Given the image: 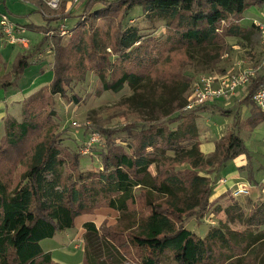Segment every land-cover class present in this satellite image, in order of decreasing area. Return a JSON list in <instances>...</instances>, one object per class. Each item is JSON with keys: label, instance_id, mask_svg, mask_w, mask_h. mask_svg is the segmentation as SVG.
<instances>
[{"label": "trees", "instance_id": "1", "mask_svg": "<svg viewBox=\"0 0 264 264\" xmlns=\"http://www.w3.org/2000/svg\"><path fill=\"white\" fill-rule=\"evenodd\" d=\"M262 5L264 0H86L70 40L64 44L60 37L50 39V83L25 100L20 122L10 117L4 121L0 264H60L44 252L41 242L72 229L76 218L99 208L118 212L120 219L110 227L83 224V264H124L131 258L134 264H161L166 253L175 264H264V229L254 230L264 226V203L252 207L241 231L219 223L202 237L184 225L192 218L199 224L212 206L214 182L202 172L217 174L244 156L246 165L239 172L260 188L252 156L235 131L226 133L211 155L201 152L195 120L209 105L185 110L184 95L192 80L186 67L215 70L231 49L227 38L240 39L247 48L257 45L258 28H242L240 22L248 7ZM136 8L145 23H163L164 38L143 34L129 21ZM53 14L43 18L42 40L18 54L10 72L0 77V88L16 86L37 63L48 33L74 17ZM2 64L0 55V68ZM88 73L98 77L106 92L128 87L133 94L122 106L139 114L123 126L98 128L94 133L104 139L100 169L82 171L79 152L70 155L61 147L55 98L78 104L80 98L68 95L67 89L84 82ZM263 85L264 75L252 80L237 103L252 105L243 125L247 131L264 123V112L252 104ZM215 109L224 117L231 113ZM236 122L235 117L233 128ZM118 135L125 137L117 142ZM16 164L21 168L12 178ZM183 165L189 168L178 170ZM242 210L231 201L227 221L241 222Z\"/></svg>", "mask_w": 264, "mask_h": 264}, {"label": "rangeland", "instance_id": "2", "mask_svg": "<svg viewBox=\"0 0 264 264\" xmlns=\"http://www.w3.org/2000/svg\"><path fill=\"white\" fill-rule=\"evenodd\" d=\"M113 1V0H108ZM64 10H66L65 7H63ZM45 14H47L49 17L53 16V12L51 13L50 10L47 8L43 11ZM69 13V11H67ZM72 13V14H71ZM66 12L61 11L55 13V15H62L64 16ZM70 15L74 16L72 18H68V22L61 21L59 24H65L70 28V36H57L56 33L52 37H60L63 40V43L66 44L71 36V31L73 30L78 15L80 14L79 7H75L74 11L69 13ZM74 14V15H73ZM140 9L136 8L133 10L132 14L130 15L129 23H132L133 25L140 26L141 31L143 34H152L155 37L164 38L165 37V30L163 27L162 22H155L153 26L145 23L143 19L140 18ZM263 16V18H262ZM35 18V17H33ZM38 19L35 18V20ZM255 19H261L264 21V5L261 7L258 6H250L248 7L243 15L240 22V25L242 28H247L251 26L253 20ZM40 20V19H39ZM37 21V20H36ZM38 22V21H37ZM43 22V21H42ZM39 23V22H38ZM261 23V22H260ZM58 28V27H57ZM56 28V32H57ZM41 27L39 28V30ZM41 32V31H40ZM32 32H30L31 34ZM43 36L42 34H37L35 38L31 36H27V40L29 42V47H32L39 43L42 40ZM51 37H48V41L50 42ZM226 44L231 48L230 51L222 56L221 61L213 70L212 72L206 71L202 72L200 71L196 66H188L186 67L185 74L189 76L192 80L190 83V87L192 84L200 77L206 74H223L227 75L229 73H236L241 68H246L251 66L253 63L257 62L260 59V45L259 42L257 45L253 48H247L245 43L241 41L240 39L236 38H227L225 40ZM51 51V53L49 52ZM109 52V50H107ZM24 50L16 53L22 54ZM16 55V56H17ZM43 55L46 56L45 61L42 60V62H45V69H51L49 72L50 79H52V62L53 60V51L51 48L48 50L46 49L43 52ZM15 56V57H16ZM15 59V58H14ZM13 59V61H14ZM13 61L11 62V67L13 64ZM34 65V64H33ZM1 71V69H0ZM7 75V74H6ZM0 74V77L6 76ZM32 80V78L30 79ZM27 81L26 79L22 80L21 82H17V85L13 88L2 89L0 88V102L8 97L11 94H14L18 90H23L26 88L27 84L25 83ZM19 83V84H18ZM50 83V81L48 82ZM33 84V83H32ZM45 85L43 84L38 86V90ZM247 89V88H246ZM37 90V91H38ZM35 90H32L33 95ZM36 91V92H37ZM68 95L76 94L80 100L78 104L74 103H68L64 99H61L59 97L55 98V112L57 114V117L54 119V122L57 127V131L61 132L60 135V144L61 147L64 150H67L69 154L79 152V156L81 158V170L82 171H89V170H99L100 169V158L98 156V153L100 150L104 147V139L101 137V140L99 143H94L92 145H89V140L92 134L90 132H97L96 130L98 128H106V129H114L120 126H123L128 121L135 120L137 118V112H132V110H126L124 108L123 102L126 98L132 96V91L125 87L121 92L119 93H111L106 92L102 88V84L99 81L98 77L93 73H88L86 75L85 81L82 83H78L73 86V89H67ZM189 91V90H188ZM185 93V97L190 95V92ZM8 92V93H7ZM246 92V90H245ZM188 93V94H187ZM142 94V93H141ZM144 94L147 93H143ZM8 95V96H6ZM30 95V96H31ZM245 93L238 94L237 96H233L230 98L227 103H225L224 106H220L225 110L231 109V113L228 116V118L217 114V117L212 118V116L208 117V111H210L211 108H207L205 111L198 112L197 118L195 120L196 127L198 130V137L205 148V152H208V138L214 137L218 138L219 134L218 132L220 130L225 131L227 128L228 122L231 120H234L236 117V129H240L244 131L243 124L245 118H250L252 105H242L239 106L237 103L244 98ZM29 96V97H30ZM27 97V98H29ZM25 98L22 102H16V109H14L13 113H11V116L7 115V117L15 119L17 122L21 121V107L25 100ZM21 105V106H20ZM209 109V110H208ZM5 111V110H4ZM146 112V110H143ZM8 113L7 111L4 112L6 115ZM141 116V114H140ZM6 117V118H7ZM5 118V119H6ZM9 118V119H10ZM226 118V119H225ZM208 120H212L211 124L208 123ZM239 121H242V124L239 127ZM239 127V128H238ZM88 128V129H87ZM226 131L225 133H227ZM237 132V131H236ZM91 134V135H90ZM97 134V133H96ZM4 135V125H0V136ZM241 136L244 138V141L246 142V145L249 149H251L254 153L260 152L264 150V123L260 124L252 134V138L248 140V135L242 133ZM1 137V138H2ZM125 136L124 135H118L117 136V142L122 140ZM0 138V139H1ZM263 141L262 142L260 141ZM82 146V148H80ZM93 147V148H92ZM92 148V154H90V149ZM208 156V154L206 155ZM254 161L259 158L257 155L252 156ZM232 165V163L230 164ZM21 168L20 164H16L15 168L12 169L11 177L14 178L17 171H19ZM185 168H189L187 165H183L179 167L178 170H183ZM223 176L226 175V172L221 171L220 172ZM202 176L208 177L209 175L205 172L200 173ZM211 175V174H210ZM222 176H215L211 175L209 178L214 182V190L213 194L210 198V202H212V206L210 207L209 211L205 214L204 218L201 220L199 224L196 223L195 219L192 218L188 221H186L185 228L195 232L196 234L200 236H205L207 231L211 228H215L219 225V223H227L231 230L234 231H241L246 229L247 222L246 218L248 217V214H250L252 207V202H247L246 200L241 202L240 204L244 206L242 208L243 213V220L241 222L235 221L233 223H229L227 221V216L224 214V216L220 215V212L214 213L212 212L216 208H223L225 209L226 206H228L231 201L229 200L230 195L228 192V195L224 193L223 196L212 200V198L217 194V191H223L227 190L229 191L228 187H226V179L221 178ZM236 188V186H235ZM234 188V189H235ZM233 189V190H234ZM239 188L235 189L232 193L235 195L234 197L236 199L239 198L237 194ZM244 190V189H243ZM264 195V194H263ZM241 199V198H239ZM261 201L259 200V203ZM258 203V202H257ZM249 204V205H248ZM242 206V207H243ZM83 216H90V219L95 224L97 228H100L103 224L106 227L114 226L117 224V222L120 219V214L112 209L109 208H99L94 210V212L90 215H83ZM80 216V217H83ZM223 218V219H222ZM80 221L82 219H79ZM80 221L77 220L76 225L70 229L65 230L62 233L57 234L53 239H48L43 242H41V247L44 250V252H52V258L54 261L59 262L60 264H83V239L82 235L84 233V229L82 226H80ZM264 226L260 229H254L255 231L263 230ZM134 260L128 259L124 262V264H134ZM161 264H175L173 260L170 257L169 253H166L164 255L163 260Z\"/></svg>", "mask_w": 264, "mask_h": 264}, {"label": "crops", "instance_id": "3", "mask_svg": "<svg viewBox=\"0 0 264 264\" xmlns=\"http://www.w3.org/2000/svg\"><path fill=\"white\" fill-rule=\"evenodd\" d=\"M73 1L74 0H62L60 10H61V8L65 7L66 10L64 12L68 13L67 11H69V13H70V11L71 12L74 11L75 7H79V9L81 11V8H82L84 2H79V3L75 4V3H73ZM44 9H46V7L44 6L43 2H41L40 0H0V16L3 14H6L9 18L10 22L17 27V30L20 34L19 37L24 38L27 42H28L27 36H31V37L35 38L37 34H40L39 28L42 26H45L46 23L43 19L44 17L42 16V12L44 11ZM33 17H35V18L38 17V19H36V20L39 23ZM262 18H263V16H262ZM68 20L69 19H65L64 22L66 23V22H68ZM254 21H256L258 23H260V22L264 23V21L261 19H255V20H253V22ZM30 32H32V33L30 34ZM49 43L50 42H48L47 45L42 47L40 53L37 56V63L34 65H31L24 72L23 76L19 79V82H21L24 79L27 80V81H25V83L27 84V86H25L26 88H24L23 90H18L17 92H15L14 94H11L9 96L6 95L8 97L4 98L0 102V125L1 126L4 125V121H5V118L7 117V115L11 116V113H13L14 109H16V107H18L16 105V102H21V100L23 102V100L25 98L29 97L32 94L31 93L32 90H35L34 92H36L38 90L37 89L38 86L43 85V84H49L48 82L51 81L50 76H49V74H50L49 71L51 69L46 70L45 69V62H42V60L45 61V58H46V56L43 55V52L46 49L48 50L50 48ZM28 48H29V42H28L27 46H24V45L16 43V42H9L8 39L0 31V55H1V58L3 60V64L1 65V68H0L1 69L0 74H2V75L8 74L11 70V62L13 61L15 56L17 55L16 53L20 52L21 50L25 51ZM49 52L51 53V51H49ZM51 62H52V60H51ZM31 78H32V80H30ZM7 90H9V89H7ZM208 105H209L208 108H211L210 111H208V117L212 116V118H214V117H217V114H219L217 112V110L215 109V107L217 108L220 106H224L225 103H223L221 101H217L215 103H211ZM220 108H222V107H220ZM4 110L8 112V113H6V115L4 114V112H5ZM226 118L229 119L228 116ZM247 120H248V118L244 119L245 122ZM211 122H212V120H208V123L211 124ZM238 124L240 127V125L242 124V121H239ZM243 129H244V126H243ZM255 129L252 131H247L246 129H244V131H242L240 129L237 130L236 128H233V120H231L230 122H228L227 128L225 129V131L220 130L218 132V134H219L218 138H214V137L208 138V152L207 153L205 152L206 150L203 147V145L202 144L200 145L201 152L204 155L208 154V156H209L215 151L217 142L226 134L225 133L226 131H228V132H231V131L236 132L237 131L236 132L237 135L240 137V139H242V141L244 142V144L247 147L251 156H253L254 154L256 156L257 155L259 156V158L256 159L255 161L252 157V164H253V169H254L255 181L260 185V188H256L254 186H251L246 179V173L245 172H239V168L246 165V158L244 156H239L235 160L226 163L219 170V172L217 174H213L215 176L221 175L222 176L221 178L226 179L227 183H225V184H226V187H228L229 191H227V190L217 191L216 192L217 194H215V196L212 198V200H215V199L223 196L224 193H226V192H227L226 194L228 195V192H229V195H230L229 200L237 202L239 204V206H241V207L243 205H241L240 203L245 201V200L247 202H252L251 207H253L254 205L260 206L261 204L264 203V195H263L264 194V150L254 153L251 149L248 148V146L246 145V142L244 141V138L241 136V134L244 133V134L248 135L247 138H248V140H250V138H252V134L254 133ZM1 137H2V135L0 136V138ZM262 140H264V139H262ZM262 140L260 142H262V144H263ZM231 163H232V165H230ZM221 171L226 172V175L223 176L220 173ZM211 175H209V176H211ZM235 186H236V188H235ZM234 188L235 189L239 188L241 190V193L237 194L239 196V198H241V199H239V198L236 199L234 197L235 195H233V193H232L235 190ZM259 200L261 201L260 203H259ZM228 206H226V208ZM226 208L225 209L216 208V209H220V211H218L217 214L220 212V215L224 216ZM242 208H244V206ZM79 219H82V220L80 221ZM77 220L80 221V226H82V227H83V224H85L87 222H92V220L90 219V216L78 217L75 219L74 226L76 225ZM222 223H224V222H222ZM50 253L52 255V252H50Z\"/></svg>", "mask_w": 264, "mask_h": 264}, {"label": "built area", "instance_id": "4", "mask_svg": "<svg viewBox=\"0 0 264 264\" xmlns=\"http://www.w3.org/2000/svg\"><path fill=\"white\" fill-rule=\"evenodd\" d=\"M44 6L51 12H58L61 7L62 0H40ZM86 0H74L73 3L85 2ZM44 18L49 16L42 12ZM65 21V20H64ZM259 30V45H260V59L251 66L239 69L236 73L223 74H206L200 76L191 86L186 96L185 110H192L205 104L215 103L221 101L227 103L231 97L238 94H244L250 82L259 76L264 75V23H253ZM0 31L4 32V36L9 42H16L27 46L28 42L20 38L15 31V25L12 24L7 15L0 16ZM59 36H70V28L65 24H59L57 32H49L48 36L52 37L54 34ZM188 94V93H187ZM252 104L256 109L264 112V85L260 86L252 96ZM101 137L93 133L89 140V145L99 143ZM237 193H241L238 190Z\"/></svg>", "mask_w": 264, "mask_h": 264}, {"label": "bare ground", "instance_id": "5", "mask_svg": "<svg viewBox=\"0 0 264 264\" xmlns=\"http://www.w3.org/2000/svg\"><path fill=\"white\" fill-rule=\"evenodd\" d=\"M47 15V14H46ZM2 33H3V35H4V32L3 31H1ZM16 34H18V35H20L19 34V32H18V30H17V27L15 26V31H14ZM20 38H22V37H20ZM24 39V38H23ZM94 133V132H93ZM102 141V140H101ZM89 144V143H88Z\"/></svg>", "mask_w": 264, "mask_h": 264}]
</instances>
